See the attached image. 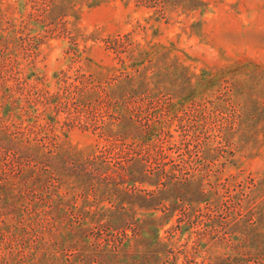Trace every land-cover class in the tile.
I'll return each instance as SVG.
<instances>
[{
    "label": "rangeland",
    "instance_id": "374dc122",
    "mask_svg": "<svg viewBox=\"0 0 264 264\" xmlns=\"http://www.w3.org/2000/svg\"><path fill=\"white\" fill-rule=\"evenodd\" d=\"M134 159L133 264H264V0H0V264H126Z\"/></svg>",
    "mask_w": 264,
    "mask_h": 264
},
{
    "label": "trees",
    "instance_id": "16d2710c",
    "mask_svg": "<svg viewBox=\"0 0 264 264\" xmlns=\"http://www.w3.org/2000/svg\"><path fill=\"white\" fill-rule=\"evenodd\" d=\"M131 35L130 33H128L127 35L123 36V35H116L113 36L110 40V44H113L114 47H123L126 44L132 45L133 44V40L130 38ZM139 45V44H138ZM159 46H156V44L152 45V46H148V49H145L144 53V57L142 59H144L145 57H147L150 54H153L154 52L157 51ZM134 50H132V54H134L137 50L139 51V49L142 48H133ZM120 61L124 64L125 68L129 67L127 66L128 64L126 63L125 59L120 58ZM130 79L133 81V77H130ZM167 158L164 153H163V158ZM137 159H134L133 164H129L127 166L123 167L124 172L121 173L120 175V180H119V184H118V189L120 191V197L122 196L124 199H129L131 200V207L127 208V207H123L121 208L120 211L117 212V218L115 219V226L117 228H119L120 230L123 231V235L124 238L122 241L119 242V250L124 252V255H126L124 257V262L126 264H133L132 260L130 257H132L133 252H132V248H131V243L134 240V234L129 233V228H132L131 225L132 223L135 221L137 223V226L140 228H144L145 226L149 228V230H145V235L146 236H150V235H154V233L157 232V237H159L160 234V230H161V226L160 224H157L156 221H158L156 218H154L153 215V209L157 208V206H159L162 201L160 199H162L163 195L165 194L166 190H169V186H167V183L162 182L160 184V182H158L156 180V177L154 176L155 174L161 176L163 173H165V171H157L153 174V170L150 171V174L147 173L144 169L143 171H141L136 164ZM136 164V165H135ZM130 168V169H128ZM130 172V174H129ZM132 175V183L133 185L137 186V190H131L129 189H125L123 188V183L128 182V179H130V175ZM128 175V176H125ZM149 180H155V183H153L155 185L154 189H150V190H145L143 188L138 189V185L139 183H145L148 182ZM152 184V183H151ZM163 185V186H162ZM170 188H174L177 191V186L175 185H171ZM179 193V191H177ZM177 199L179 200L181 197H179L178 195ZM121 197V200H122ZM132 204L134 206H132ZM157 204V205H156ZM135 206H139L142 209H145V212L143 213L142 216L138 217L137 216V212L134 209ZM170 209V207H163L164 211H168ZM148 211V212H147ZM151 212V213H149ZM168 212H166L167 214ZM153 232V233H152ZM256 241L253 242L254 246L259 245L258 243L261 242V240L255 239Z\"/></svg>",
    "mask_w": 264,
    "mask_h": 264
}]
</instances>
